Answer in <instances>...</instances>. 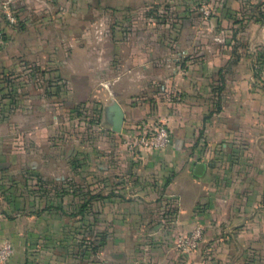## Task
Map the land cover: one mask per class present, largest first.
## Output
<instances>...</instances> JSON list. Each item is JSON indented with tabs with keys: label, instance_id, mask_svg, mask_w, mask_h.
<instances>
[{
	"label": "crops",
	"instance_id": "obj_1",
	"mask_svg": "<svg viewBox=\"0 0 264 264\" xmlns=\"http://www.w3.org/2000/svg\"><path fill=\"white\" fill-rule=\"evenodd\" d=\"M146 1L92 0L91 4V0H83L77 7L62 2V13L32 25L24 22L25 29L8 33L4 66L25 74L30 64L43 63L54 80L49 83L51 97L58 96L59 83H63L71 103L91 100L96 91L101 98L97 100L100 119L110 131L108 107L117 102L124 113L122 136L154 124L165 125L170 133L168 147L140 150L139 163L129 165V170L152 177L153 184L162 180L166 213L144 209L145 203H158L150 191L129 194L125 199L101 198L97 217L103 221L104 237L94 264H264V91L252 80V56L257 53L264 61V23L254 10L264 6L260 5L264 0H211L216 14L211 24L217 31L220 26L226 31H215L207 40H220L223 46L214 44L197 52V60L173 68L170 75L155 74L148 60L143 61L139 81L123 86L127 80L116 71V62L112 67H107L106 60L90 62L89 13L94 9L119 13ZM48 7L56 11L54 5ZM78 7L80 17L73 13ZM104 23V18L94 20V24ZM200 35L195 39L204 38ZM234 40L240 43L235 51L228 44ZM184 54L182 51L179 56ZM115 55L120 62V55ZM138 56L142 54L135 51L128 57ZM16 60L22 65H12ZM141 78L146 80L145 90L138 93ZM159 79L163 92L149 90ZM79 81L82 93L75 85ZM26 86L23 83L16 88L8 80L1 85L5 93L0 113L6 132L3 139L9 137L11 115L20 113L23 99L40 98H13L16 89L26 90ZM135 94L134 101L131 96ZM11 98L17 107L12 113ZM199 164L203 168L196 173ZM9 170L8 163L0 164V174L8 176ZM3 181L4 177L0 183ZM9 216L8 208L2 206L0 239L10 240L14 249L3 264H84L88 260L86 250L75 254L64 227H56L54 233L52 227L50 233L47 228L40 229L41 234L25 222L23 228L16 226L19 215L14 220ZM162 216L168 218L166 227L160 223ZM197 225L203 231L200 246L190 253L177 252L171 235L186 233ZM31 229L44 236L32 238L29 233L25 237L23 233Z\"/></svg>",
	"mask_w": 264,
	"mask_h": 264
},
{
	"label": "rangeland",
	"instance_id": "obj_2",
	"mask_svg": "<svg viewBox=\"0 0 264 264\" xmlns=\"http://www.w3.org/2000/svg\"><path fill=\"white\" fill-rule=\"evenodd\" d=\"M28 1L21 4L16 0H0V113L5 95L1 85L7 80L16 88L23 83L28 85L26 90L16 89L13 98L18 95L40 97L31 98L28 102L23 99L20 113L15 111L11 115L9 137L2 138L6 132L0 122V164L8 163L10 167L8 176L0 174V181L3 177L7 181L4 185V181L0 183V211L2 206L8 208L10 220L19 215L16 226L22 228L24 222L28 228H47L49 233L50 227L51 233L55 232L56 227H64L63 230L68 232L73 242L75 254L88 252L89 257L84 264H94L104 237L101 234L104 232L103 221L97 217L101 198L125 199L129 194L150 191L158 203L144 202L147 204L144 209L152 208L156 214L157 211L165 214L167 208L163 204L162 180L153 184L152 177L147 179L140 175L141 171L129 170V165L139 163L140 150L146 149H130L128 134L122 136L120 132H111L106 128L98 113L100 102L97 100L101 98L97 97L96 91L95 96L91 95V100L71 103L65 95L68 90L63 83H59L58 96L51 97L53 90H50L49 83L51 79L52 82L54 80L43 63L39 66L30 64V70L25 74L20 69L8 70L4 66L3 49L7 45L8 33L25 29L24 22L32 25L34 21L48 20L50 15L62 13V2L68 1L77 7L83 0ZM210 1L148 0L119 13L115 10H91L88 41L90 62L106 60L107 67H112L116 62V71L127 80L123 86L139 81L141 64L146 60L155 74L170 75L173 68L197 60V56H194L197 52L208 50L214 44L219 48L224 45L220 40L217 43L207 40L215 31L218 34L226 31L221 26L217 31L211 24L216 14ZM51 5L56 7L57 12L48 7ZM261 8L259 6L254 10L264 23V6ZM80 10L81 7L75 8L73 13L80 17ZM101 18L105 19L103 25L94 24V20ZM196 34L204 38L197 40ZM228 44L234 51L240 45L235 40ZM135 51L142 56L129 59L130 53ZM182 51L186 53L183 55L185 58L179 56ZM115 54L120 55V62H117ZM252 58V80L264 91V61L257 53ZM20 63L16 60L12 65L21 66ZM63 77L64 74L59 75L60 79ZM145 81L143 78L138 93L145 90ZM161 81L156 80L148 89L163 92ZM75 85L78 93H82L83 83L79 81ZM137 96L135 94L131 98L135 101ZM13 98L10 101L11 113L17 108ZM161 125L149 127L154 131ZM167 219L161 217L163 227L168 224ZM29 233L32 238L44 236L34 234L32 229L23 234L26 237ZM176 236L171 235L172 243ZM5 241L13 249L8 239H0V244Z\"/></svg>",
	"mask_w": 264,
	"mask_h": 264
},
{
	"label": "built area",
	"instance_id": "obj_3",
	"mask_svg": "<svg viewBox=\"0 0 264 264\" xmlns=\"http://www.w3.org/2000/svg\"><path fill=\"white\" fill-rule=\"evenodd\" d=\"M129 148L146 150H161L170 145V133L165 125L151 130V127L141 126L136 128L135 131L130 132L127 136ZM202 228L195 226L188 233H179L173 241L174 248L179 253H189L196 250L202 241ZM13 253L11 245L5 241L0 244V264L5 263Z\"/></svg>",
	"mask_w": 264,
	"mask_h": 264
},
{
	"label": "water",
	"instance_id": "obj_4",
	"mask_svg": "<svg viewBox=\"0 0 264 264\" xmlns=\"http://www.w3.org/2000/svg\"><path fill=\"white\" fill-rule=\"evenodd\" d=\"M109 111L111 112V116L108 119V123L111 125V131L115 133H119L121 131L122 123L124 120V113L121 106L113 101L109 107ZM203 165L199 164L195 168L196 173H200Z\"/></svg>",
	"mask_w": 264,
	"mask_h": 264
},
{
	"label": "trees",
	"instance_id": "obj_5",
	"mask_svg": "<svg viewBox=\"0 0 264 264\" xmlns=\"http://www.w3.org/2000/svg\"><path fill=\"white\" fill-rule=\"evenodd\" d=\"M99 114H100V110H99V112H98ZM94 251H95V249H94Z\"/></svg>",
	"mask_w": 264,
	"mask_h": 264
}]
</instances>
